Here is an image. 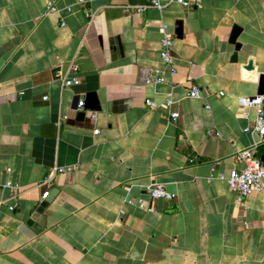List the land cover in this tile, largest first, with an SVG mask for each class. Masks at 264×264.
<instances>
[{
	"label": "crops",
	"instance_id": "1",
	"mask_svg": "<svg viewBox=\"0 0 264 264\" xmlns=\"http://www.w3.org/2000/svg\"><path fill=\"white\" fill-rule=\"evenodd\" d=\"M47 1L0 0V264H264V181L237 203L218 179L257 141L243 132L255 117L244 103L264 75V0L140 12L148 0H50L57 11L46 14ZM162 24L174 34V75L159 56ZM234 26L236 62L226 43ZM72 65L80 84L65 88ZM192 85L200 99L186 97ZM89 92L100 109L79 120ZM167 97L176 120L144 105ZM257 155L264 165V142ZM149 184L175 198L151 201Z\"/></svg>",
	"mask_w": 264,
	"mask_h": 264
},
{
	"label": "built area",
	"instance_id": "2",
	"mask_svg": "<svg viewBox=\"0 0 264 264\" xmlns=\"http://www.w3.org/2000/svg\"><path fill=\"white\" fill-rule=\"evenodd\" d=\"M83 0H78V3H83ZM171 4H178L184 8H189L192 6L200 8L198 3L194 5L187 0H168L166 4H162L161 0H148V4L139 9L138 12L143 11L147 7H152L158 10H161L163 7ZM56 7L52 1H47L46 3V14L56 13ZM162 39L160 41V51L159 56L164 65L168 67V72L170 75L176 73V67L172 65V47L174 34L168 31L166 25L162 24ZM78 66L72 65L68 75L63 79V87H74L80 84V79L77 76ZM154 78L151 79L153 83H163L165 81V73L161 71H154ZM186 97L189 99H200L201 91L200 89L192 85L186 92ZM46 97H43V100H46ZM175 104L172 98L167 97L163 102L156 103L150 99L144 101V105L149 110L162 109L169 112V116L172 120H176L179 116L177 111H173L172 108ZM83 100L79 101L76 105V111H83ZM244 105L246 107L253 108L255 111L254 121L251 127H246L243 129L244 133H254L257 136V141H255L249 148L242 149L237 152L235 155L236 160L243 164V167L239 170H232L228 173H222L218 176V179L225 182L228 188L233 191L237 198L236 201L239 203L243 198L251 195L254 192H260L263 190V181H264V165L262 160L257 155V150L259 146L264 142V94L255 95L245 100ZM206 109H209V105H205ZM90 118L93 120L96 118L95 113H90ZM98 131L95 130L93 134H97ZM208 135H214L218 138H221L222 135L216 130H209ZM74 171V167H54L49 172L44 183L50 188L51 180L56 174L69 175ZM6 187L11 188L10 183L6 184ZM144 194L151 200H163V201H172L175 198L173 193H170L165 189L161 184H149L143 188ZM128 204H135L141 209H146L150 211V208H146L145 202L141 198L137 199H127ZM16 208V205L9 207V211H13Z\"/></svg>",
	"mask_w": 264,
	"mask_h": 264
},
{
	"label": "water",
	"instance_id": "3",
	"mask_svg": "<svg viewBox=\"0 0 264 264\" xmlns=\"http://www.w3.org/2000/svg\"><path fill=\"white\" fill-rule=\"evenodd\" d=\"M240 28H238L237 26H234L232 28V31L230 33V36L227 40V44H230L234 47V53L231 57V61L232 62H236L237 60V53L240 49V44L237 43V37L240 33ZM182 33V29H181V23L178 21L176 23V29L174 31V34L180 38ZM223 46V45H222ZM244 69L246 71H252L253 70V66H252V61L249 60L246 65L244 66ZM257 94H264V75H259L258 78V89H257ZM83 111L82 112H78L77 113V118L79 120H82L84 118L85 115V111L86 110H90V111H99L100 107L98 105V99L96 97V94L94 92H89L84 96L83 99ZM77 105V103H76ZM52 195V194H51ZM50 198L47 196L44 198V200L38 205V207L36 208L35 212L33 213V215L30 217V220L28 221V225H32L35 221H37L40 217L41 214L43 213L44 209L47 207L48 203H49ZM43 220V219H41Z\"/></svg>",
	"mask_w": 264,
	"mask_h": 264
}]
</instances>
